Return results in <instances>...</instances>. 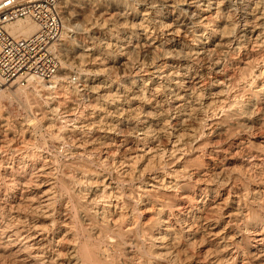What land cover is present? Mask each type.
<instances>
[{"label": "bare ground", "instance_id": "obj_1", "mask_svg": "<svg viewBox=\"0 0 264 264\" xmlns=\"http://www.w3.org/2000/svg\"><path fill=\"white\" fill-rule=\"evenodd\" d=\"M62 13L59 74L2 88L0 110L73 149H19L0 114V264H264V0Z\"/></svg>", "mask_w": 264, "mask_h": 264}, {"label": "built area", "instance_id": "obj_2", "mask_svg": "<svg viewBox=\"0 0 264 264\" xmlns=\"http://www.w3.org/2000/svg\"><path fill=\"white\" fill-rule=\"evenodd\" d=\"M62 1L0 0V90L34 80L50 82L59 74ZM23 20L35 23L37 32L29 37L13 35L10 25Z\"/></svg>", "mask_w": 264, "mask_h": 264}, {"label": "rangeland", "instance_id": "obj_3", "mask_svg": "<svg viewBox=\"0 0 264 264\" xmlns=\"http://www.w3.org/2000/svg\"><path fill=\"white\" fill-rule=\"evenodd\" d=\"M72 26H76V24L73 23ZM69 35H72V32H70ZM135 64H136V62H135ZM75 65H77V66H75V68L73 69L74 73L71 74V76H70L71 79L70 78L67 79L68 82L69 81L72 82L73 78H76V77L78 78L80 76V71L79 70L81 69L80 66H82V65H81V63H77ZM138 65L139 64H136V66H138ZM113 75H115V76H113ZM113 75H111L110 78H113L112 80L114 82L120 81L119 79H121V77H122L121 73H118V74L114 73ZM102 77L104 79H107L106 76L104 77L102 75ZM116 80H118V81H116ZM80 89L82 90L83 87H80ZM79 98H80L79 100H81L82 97H79ZM4 103H5V105H4ZM4 103H3V105H4L3 106V110H2V112L0 110V114H3L5 117H9V119L11 121L10 125L13 127L12 128L13 132H16V133H12L14 135L11 134V136L9 138L12 139V138L15 137L14 140L17 141V143H18L17 147L19 149H23L24 150V149H27V148L30 149V147L33 148V149H35L36 146L37 147H41V150H44V152L45 151L49 152L51 155L54 154L53 157L57 158L59 164H61V162L62 163L65 162V160H66L65 157L67 156V153L69 152L67 150L70 149V148L73 149V141H74V137L73 136H75L74 134L70 135L71 138L70 137L66 138L69 141L68 140L65 141V139H55L54 140L53 138H51L50 133L47 130V127L43 126V125H40V123H38L37 121H36L37 123H35L33 126L32 125L28 126L29 123H30L28 118L32 119V117H30L28 115L29 113L27 111H25V109H22V107L17 102L16 103L14 102L12 104V102L10 103L9 101L6 100V101H4ZM84 108H85V105H83L80 108V111H81V109L83 110ZM89 112L91 113V111H89ZM110 112L112 113V115H111V113L105 114V115H109L108 116V121L114 120V118L116 120L117 114L113 113L112 111H110ZM139 116L140 115H138V117ZM134 117H137V116L134 115ZM73 118L70 117V119H73ZM27 119H28V121H27ZM40 126H43V127L41 128ZM21 127L24 128L25 130L24 129L20 130ZM25 131H27L26 136H24L25 134H23V132H25ZM77 138H80V136H78ZM9 143H12V142L9 141L8 144H6V146H8V145L12 146V144H9ZM61 148H63V149H61ZM65 148H66V150H65ZM63 152L66 153V154H64ZM61 153H62V155H61Z\"/></svg>", "mask_w": 264, "mask_h": 264}]
</instances>
